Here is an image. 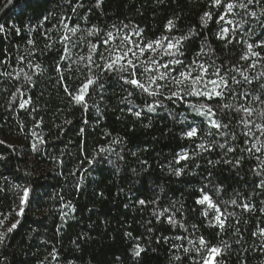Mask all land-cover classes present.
Instances as JSON below:
<instances>
[{
  "label": "trees",
  "instance_id": "16d2710c",
  "mask_svg": "<svg viewBox=\"0 0 264 264\" xmlns=\"http://www.w3.org/2000/svg\"><path fill=\"white\" fill-rule=\"evenodd\" d=\"M249 7L257 17H246L248 23L243 32L237 29V39L258 43V38L264 40V13L260 12L264 0ZM205 12L213 17L207 24L201 21ZM223 12L212 0H0L4 29L0 31V141H4L0 144V213L10 214L0 232L20 220L0 242V264H203L205 257L211 264H264V237L252 235L264 228V190L256 187L260 177L252 171L258 161L242 151L251 146V139L244 136L240 116L222 117L236 135L235 141L228 137L229 143L238 147L225 155L219 147L210 151L198 147L224 143L222 136H185L190 125L200 126L203 120L189 107V103H204L202 98L168 100L170 93L165 90L163 106L148 112L144 104L152 103V98L114 73L101 75L90 86L87 107L75 103L64 90L66 85L75 94L83 83L86 59L80 58L88 56L87 41L95 42L96 36L103 39L109 31L115 35L116 30L133 40L139 39L137 31L154 40L194 30L184 42L181 60L214 62L222 72L233 65L243 70L256 58L240 59L246 45L236 43L231 32L224 40L218 38L222 26L231 27L215 22ZM238 19L232 14L226 17ZM170 20L174 28L168 32ZM61 21L69 27L79 25L77 32L66 33ZM93 28L99 30L96 36H88ZM66 34L71 37L68 52L61 40ZM202 47L204 54L197 57ZM62 56L67 59L61 60ZM261 65L264 60L247 74L264 70ZM69 66L71 71L66 70ZM232 74L241 79L239 73ZM233 87L237 93L260 94L246 83ZM225 102L248 103L239 95ZM138 110L142 114L136 117L133 112ZM184 152L190 158L177 163L178 154ZM242 154L240 166L224 163ZM258 155L264 159V153ZM210 183L222 186L219 194L210 193L213 201L222 211L226 207L235 213L225 221L223 231L215 213L203 215L207 206L196 202L199 189L209 191L205 186ZM24 188L30 191L23 215L17 216ZM232 199L237 205L225 203ZM140 200L146 203L141 205ZM241 203L254 205V210L244 211ZM169 216L177 223H169ZM199 237L209 248L221 251L214 258L203 248L196 251ZM137 245L143 249L139 256Z\"/></svg>",
  "mask_w": 264,
  "mask_h": 264
},
{
  "label": "snow or ice",
  "instance_id": "6c2138e0",
  "mask_svg": "<svg viewBox=\"0 0 264 264\" xmlns=\"http://www.w3.org/2000/svg\"><path fill=\"white\" fill-rule=\"evenodd\" d=\"M261 0H238V2H233V0H212L214 7H223L224 12L219 14L216 19L217 24L225 22L231 27H221V31L217 33L219 39H226L231 32L232 39L236 40V43H244L246 45V51L241 55L240 59L248 61L252 58L251 63L248 67L241 70L239 67L233 65L230 69L221 71L222 66H216L213 64L206 65L200 60L193 59L189 63H185L180 59L183 56V45L184 42L190 39L191 35L195 34L194 30H191L188 35L181 36H171L164 35L154 40H147L143 38L140 31L135 33L138 40H133L131 35L125 34L121 35L120 30H116V34L109 31L105 34V37L101 39L96 36L98 29H90L87 32L88 36H96V41H87L88 56L81 57V61L86 59L84 63V70L86 71L83 83L73 94L69 91V88L65 85V92L71 97V99L77 104H83L87 107V102L85 97L89 94L90 86L96 84L101 75L107 73H114L119 79L123 80L124 83L131 85L134 89L139 90L141 94L146 97L152 98V103H145L144 109L148 112H155L158 107L163 106L164 92L167 90L170 94L166 97L168 100L176 98L187 102L188 97H199L205 102L192 104L189 103V107L200 117L203 118L200 126H189V130L185 133L188 138L197 137L200 133H204L210 137L222 136L225 138L224 143H208L207 147L205 143H201L198 147L203 151H210L213 147H219L225 150V155L228 153H234L238 150L237 146L229 143L228 137L231 136L232 140H236V135L229 131L230 124L224 123L222 117L228 116L230 119L235 118V116H240L238 121L239 124L243 125L246 129L244 136L251 139V146H246L243 148V153H246L249 158H254L258 163L254 166L252 171L260 177V182L256 185L257 188L264 190V159H261V155L264 153V70L257 72L255 75H248V69L255 70L258 65H260L261 60H264V52L255 50L257 47L264 49V40L258 38V43H249L247 40L237 39V29L240 32L244 31V25L248 23L246 17H257V12L251 10L249 7L252 4L259 5ZM243 9V13H236L234 9ZM75 11V9H73ZM261 13H264V8L260 9ZM228 14L239 16L238 20H226ZM212 13L205 12L201 17V21L207 24L211 20ZM48 17H45L47 20ZM63 29L66 33L75 34L79 28V25L69 27L67 23L61 21ZM259 26V25H258ZM115 28V26H113ZM174 28L173 21H169L166 25V30L171 32ZM3 25H0V31H3ZM18 31V30H17ZM48 31H51L49 29ZM249 33L252 29H248ZM47 35V33H45ZM232 39H228V43H232ZM65 47L64 51L68 52V44L71 41L69 35H64L61 37ZM29 43H32L29 40ZM51 47V45H48ZM75 46V45H73ZM103 49V50H101ZM204 54L203 47L201 51L196 54L197 57ZM167 58V59H165ZM23 59V57H21ZM67 57L62 56L61 60H65ZM37 70H39V65H35ZM264 68V65H261ZM212 71H209V69ZM67 71H71V66H69ZM57 71L61 73L60 79L63 81V71L60 66L57 65ZM239 73L241 79L238 80L236 75L232 72ZM28 80L31 77L26 76ZM242 83H246L250 86H255L259 93L253 96L250 92L244 91L237 93L233 86L239 87ZM132 93H129L131 96ZM239 95L248 103L240 104L236 106L231 102H225L226 98L236 97ZM213 101H218L217 103H212ZM252 104H258L261 107H253ZM24 105L22 104L21 107ZM130 112L133 109L130 107L128 109ZM235 114V116L233 115ZM243 113L241 116L240 114ZM142 112L140 110L133 112L136 117L141 116ZM259 122H256V121ZM259 133L257 135L256 133ZM35 136L36 133H33ZM41 139L42 138H38ZM4 141H0L3 144ZM249 144V139H245V145ZM33 149H36V144L33 143ZM2 158V157H0ZM189 154L187 152L178 154L177 163L180 160H188ZM245 156L242 154L233 160H225L224 163L230 164L232 166H240ZM219 163V161L213 162L209 161V164ZM182 169L176 171L177 175H180ZM211 176V173H209ZM205 187L209 191H205L204 188L199 189L201 196L196 201L199 205H206V210L203 215L207 216L209 211L214 212V220L216 224L219 225L221 231L225 229V221L229 217L234 216V212H228L227 208L222 211L220 204L213 201L211 192H216L219 194L222 186H216L213 184H208ZM30 189H23V196L21 197L20 208L16 213L17 216H21L24 213V205L27 202L28 194ZM249 199H251L249 197ZM141 205L145 204L146 201L140 200ZM226 204L237 205V200L232 199L231 201L225 202ZM244 211H253L254 205L250 203L239 204ZM167 211V210H165ZM264 211V208L261 209ZM10 214L0 213L3 219H0V227H2L7 221ZM163 215V213H161ZM168 222L171 224H176L177 221L172 217H168ZM239 222V221H237ZM20 220L17 219L10 227L6 229L5 232H0V242H3L5 236L11 233ZM182 226V225H181ZM253 236L260 235L264 237V228H258L257 231L252 232ZM190 244H195L193 241H189ZM200 248H196V251H200L201 248L208 252L209 256L213 254H218L221 249L218 247H208L207 242L203 237H199ZM143 251L139 245L136 246L135 255L139 256L140 252ZM185 252L189 249L185 248ZM53 259L56 258V254H52ZM203 264H211L210 259L204 258Z\"/></svg>",
  "mask_w": 264,
  "mask_h": 264
},
{
  "label": "rangeland",
  "instance_id": "374dc122",
  "mask_svg": "<svg viewBox=\"0 0 264 264\" xmlns=\"http://www.w3.org/2000/svg\"><path fill=\"white\" fill-rule=\"evenodd\" d=\"M166 59V58H165ZM212 258H214V256H212Z\"/></svg>",
  "mask_w": 264,
  "mask_h": 264
}]
</instances>
